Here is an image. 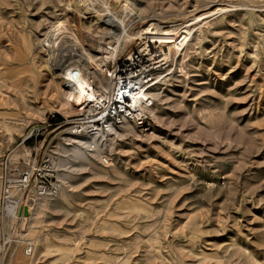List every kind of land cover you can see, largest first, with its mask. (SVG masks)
Wrapping results in <instances>:
<instances>
[{
    "label": "rangeland",
    "instance_id": "374dc122",
    "mask_svg": "<svg viewBox=\"0 0 264 264\" xmlns=\"http://www.w3.org/2000/svg\"><path fill=\"white\" fill-rule=\"evenodd\" d=\"M113 13L128 36L151 19L204 14L189 49L164 51L131 117H120L117 96L138 85L115 75L129 38L99 22ZM72 58L89 59L99 74L90 85L112 102L65 103L55 71ZM47 123L56 126L22 145ZM32 147L58 191L25 192L28 216L12 222L0 200V264H264V0H0L1 191L13 176L4 162Z\"/></svg>",
    "mask_w": 264,
    "mask_h": 264
},
{
    "label": "bare ground",
    "instance_id": "6f19581e",
    "mask_svg": "<svg viewBox=\"0 0 264 264\" xmlns=\"http://www.w3.org/2000/svg\"><path fill=\"white\" fill-rule=\"evenodd\" d=\"M203 15L204 14H200L199 16H193L191 19H187L182 23L179 22V24H173L167 26H161L159 25L160 23L157 24L158 22L155 23L151 19L149 21L144 22L142 29L140 30L137 29L138 31L136 33H133L129 36L126 34L127 29L125 25L121 23L120 18H118V16H115L114 13L109 15H103L102 18H99L100 26L104 27L107 30V34L109 36L115 37L118 40V37L120 38V36L123 35L125 36L126 34V36L129 38V41L127 39L125 40L130 43L129 48L125 50L126 51L125 56L121 57V60L119 61L116 67L115 75L117 76L116 80L119 83L126 84V86H130V87L132 85H135V87L137 85L138 86L135 91L133 92L128 91L127 94L125 93L122 94V99L124 101H126L127 99L132 107H135L137 109L142 108L141 104L146 103L148 101L146 99L151 97L149 89H151L152 85L150 83H153L154 81L153 79L158 76L159 71H161L164 68V66L168 63L166 60L167 53L165 54L164 51H167L170 48H172L171 50H173L174 46L176 45L177 47L178 46L183 47L181 49V51H183L184 47L188 45L190 38L188 40L186 39L192 32L194 26H196V24L199 22V20L201 21L204 19ZM126 45L127 44H125V46ZM165 48L167 49L165 50ZM186 49H189V47ZM99 52H102L103 54L108 53L106 48H104V50H102V48L100 50L99 48L94 53L97 55ZM96 55H95V60L104 62L105 58H107L106 56L98 57ZM107 56L109 55L107 54ZM92 57L94 58V56ZM93 58L90 57L91 60L90 62L94 63V61H92ZM87 60L88 61L85 62L84 60L82 61L79 58H75V59L72 58L68 63L58 64L55 71L56 74L59 76L57 77L60 79V86L63 88L62 93L65 94V103L67 105H71L72 107H77L78 109L79 108L86 109L89 105L105 106V104L107 105V103H109L110 101V99L107 100L106 96L103 97L100 94H98L97 90H94V87L90 85V83L95 82L94 81L95 79L97 78L99 79L98 76L99 74L97 75L94 71H92L90 67V64L92 63L89 62V59ZM92 77H97V78H95L92 82L91 80ZM148 84L150 85L149 87H147ZM124 90H127V88ZM103 111L105 114V110ZM104 114L103 116H106ZM23 205L24 204H21L19 199H11V201L8 202L5 207H6V211L15 208L16 209L15 217L18 220L21 219L22 217V215H20V212L21 209L23 208Z\"/></svg>",
    "mask_w": 264,
    "mask_h": 264
},
{
    "label": "built area",
    "instance_id": "2783aa9c",
    "mask_svg": "<svg viewBox=\"0 0 264 264\" xmlns=\"http://www.w3.org/2000/svg\"><path fill=\"white\" fill-rule=\"evenodd\" d=\"M127 94V92H121L117 97H120L117 101V104H119L118 109L120 117H131L130 111L133 110V107L129 103V101L126 99L124 101L122 99V94ZM135 108V107H134ZM94 124V123H93ZM112 124H120V121L118 117L114 119ZM70 125H72L73 130L71 131L72 134H74L77 129L78 123L76 121L72 122ZM55 124H42L40 127H32L28 130V133L26 137L21 140L22 145L26 144V141L28 140H34L38 136H41L42 131H46L50 127H55ZM92 129L94 126H92ZM32 147L26 155H21L20 159L15 162V164H12L9 159H7L3 164V170L4 172H13V176L9 177L8 175H5L4 182H3V193L1 191V207H2V214H4V217L8 220L16 221L17 218L15 217L16 209L12 208L9 211H6V204L11 201L10 199V193L11 189H16L22 192L21 197L19 201L21 204L28 205L25 200H22L23 194L25 192L32 191L37 197H44L48 195L55 194L58 191V185H57V177L56 173L51 167V164L49 162L48 157H39V149ZM106 162V161H104ZM1 241H0V249H8L9 248V239L4 237V233L1 235ZM31 245L30 243L25 247L24 254L27 256L31 255ZM2 264V263H1Z\"/></svg>",
    "mask_w": 264,
    "mask_h": 264
},
{
    "label": "water",
    "instance_id": "95a60500",
    "mask_svg": "<svg viewBox=\"0 0 264 264\" xmlns=\"http://www.w3.org/2000/svg\"><path fill=\"white\" fill-rule=\"evenodd\" d=\"M22 217L26 218L28 216V209L25 207L23 208L22 212H21Z\"/></svg>",
    "mask_w": 264,
    "mask_h": 264
}]
</instances>
